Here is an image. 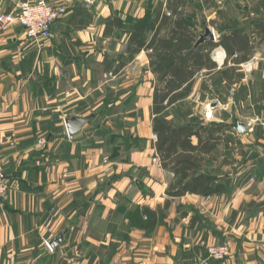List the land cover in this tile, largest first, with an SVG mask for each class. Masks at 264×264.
Wrapping results in <instances>:
<instances>
[{"label":"crops","instance_id":"crops-1","mask_svg":"<svg viewBox=\"0 0 264 264\" xmlns=\"http://www.w3.org/2000/svg\"><path fill=\"white\" fill-rule=\"evenodd\" d=\"M35 1L0 0V14ZM44 1L66 8L51 39L0 27V157L8 186L0 264H264V0ZM168 5L197 39L205 27L212 43L231 31L249 37L247 62L236 65L239 52L227 59L224 48L212 49L216 68L197 73L191 94L163 113L175 123L172 114L194 99L209 103L212 120L250 126L241 135L233 130L238 169L220 157L228 136L215 161L203 165L223 179L220 195L166 194L175 177L155 149L156 78L149 52L128 50V33L137 20L169 15ZM111 17L121 26L108 33ZM72 117L90 122L69 136L65 121ZM145 212L154 213L152 230L142 227ZM59 234L61 244L50 251L46 242ZM224 243L228 257L208 258V247Z\"/></svg>","mask_w":264,"mask_h":264},{"label":"trees","instance_id":"trees-1","mask_svg":"<svg viewBox=\"0 0 264 264\" xmlns=\"http://www.w3.org/2000/svg\"><path fill=\"white\" fill-rule=\"evenodd\" d=\"M179 4L181 2L177 0L172 5ZM168 10L169 15L159 11L153 19L137 20L128 33V50L133 53L148 51L150 70L156 78L152 106L155 149L162 169L175 177L166 194L169 198H180L186 194L202 197L220 195L224 191L223 179L205 174L203 165L206 159L215 161L218 147L228 141L223 133L224 127L177 125L167 120L163 113L191 94L197 73L216 68L210 59L212 49L218 46L224 48L227 59L239 52L240 55L233 59L236 65L247 62L251 55L249 37L231 31L223 35L218 43H209V51L208 46L193 50L196 32L182 13L170 6ZM120 26V20L111 17L107 31L109 33L112 28ZM153 214L146 213L145 224L142 225L144 229L152 230L154 227Z\"/></svg>","mask_w":264,"mask_h":264},{"label":"built area","instance_id":"built-area-1","mask_svg":"<svg viewBox=\"0 0 264 264\" xmlns=\"http://www.w3.org/2000/svg\"><path fill=\"white\" fill-rule=\"evenodd\" d=\"M65 13V7H56L48 4L44 0L22 2L10 12L0 14V27L16 25L22 28L25 36L30 40H49L52 37L51 28L53 24L65 15ZM62 177L64 178L65 175ZM5 179L6 176L0 157V205L8 190ZM46 246L52 251L47 242ZM207 252L210 259L223 260L229 256V246L227 243L219 246H211Z\"/></svg>","mask_w":264,"mask_h":264},{"label":"rangeland","instance_id":"rangeland-1","mask_svg":"<svg viewBox=\"0 0 264 264\" xmlns=\"http://www.w3.org/2000/svg\"><path fill=\"white\" fill-rule=\"evenodd\" d=\"M198 32H202V29L200 27L195 29ZM198 80H202L200 82H204V81H208V79H205L204 76H198L197 77ZM213 81H216V78H213ZM209 84V83H208ZM235 94V88L230 89L229 95L232 98L233 95ZM209 96V97H208ZM207 98H211L212 97V92L208 93ZM206 105V106H205ZM198 106V107H196ZM179 110H176L174 112V114H172V111L169 113H167V116L169 115H173V117L176 119L175 123L177 125H181L186 122H193L195 124V126H200L202 124V126H206L209 127L211 126H222L224 127V134L228 137H230V139H233L231 141H227L229 143V146H227V149L224 152L220 151V157L222 156H226L227 161L232 165H234L235 169H238V165L240 164V159H238L237 156V152H238V147H237V136L236 133L231 130L230 128H226L225 124L230 125L232 124V119L228 118L227 122L222 123V122H217L216 120H212V116L209 117V103L204 102L203 105L200 104V102H195L194 99L193 100H187L186 102L183 103V106L178 108ZM217 109V108H215ZM177 112H180L179 114H177ZM220 117L218 116L217 119H219ZM211 121V122H210ZM234 137V138H233ZM121 142V141H119ZM124 142V141H122ZM126 143V140H125ZM124 144V143H123ZM249 145V144H248ZM249 146H246V149ZM252 180H254L253 176L249 177L247 179L248 182H251ZM49 241H47L48 243ZM209 248V247H208ZM208 248L206 249V254L208 256ZM209 258V257H208Z\"/></svg>","mask_w":264,"mask_h":264},{"label":"water","instance_id":"water-1","mask_svg":"<svg viewBox=\"0 0 264 264\" xmlns=\"http://www.w3.org/2000/svg\"><path fill=\"white\" fill-rule=\"evenodd\" d=\"M216 38L212 29L205 27L204 32L198 36L197 41L195 42L193 49L198 48L199 46L207 43V42H215ZM89 117L78 118L72 117L66 119L65 125L67 129V133L69 136H72L78 133L82 127L90 122ZM229 128L234 130L237 134L241 135L247 132L250 129V126L238 119H233V123L228 125ZM63 235L59 234L53 241L48 242L49 248L53 251L56 249L62 242Z\"/></svg>","mask_w":264,"mask_h":264},{"label":"bare ground","instance_id":"bare-ground-1","mask_svg":"<svg viewBox=\"0 0 264 264\" xmlns=\"http://www.w3.org/2000/svg\"><path fill=\"white\" fill-rule=\"evenodd\" d=\"M218 59V60H217ZM216 60L217 61H219L220 60V56L218 55V56H216ZM222 60V59H221Z\"/></svg>","mask_w":264,"mask_h":264}]
</instances>
